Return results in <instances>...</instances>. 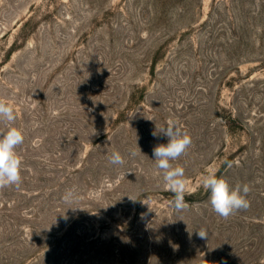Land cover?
I'll list each match as a JSON object with an SVG mask.
<instances>
[{
	"label": "rangeland",
	"instance_id": "rangeland-1",
	"mask_svg": "<svg viewBox=\"0 0 264 264\" xmlns=\"http://www.w3.org/2000/svg\"><path fill=\"white\" fill-rule=\"evenodd\" d=\"M0 100L24 135L0 264H264V0H0ZM169 120L192 139L181 213L152 154ZM209 168L249 209L212 210Z\"/></svg>",
	"mask_w": 264,
	"mask_h": 264
},
{
	"label": "clouds",
	"instance_id": "clouds-1",
	"mask_svg": "<svg viewBox=\"0 0 264 264\" xmlns=\"http://www.w3.org/2000/svg\"><path fill=\"white\" fill-rule=\"evenodd\" d=\"M15 119L13 107L0 100V122L13 124ZM152 135L156 138L160 136L167 138L166 144L161 143L153 147V160L156 168L163 173L166 189L174 195V199L171 201L172 206L177 213H181L188 208V204L185 202L187 181L184 168L173 165L172 161L178 160L185 154L192 144V139L173 120L167 121L165 126L159 128L156 126ZM23 142V132L17 127H9L6 132L0 133V189L12 186L19 189L22 184V158L16 149ZM131 155L135 156L136 152L133 151ZM109 163L123 165L125 160L120 152L114 151L109 157ZM200 184L210 194L209 202L212 210L224 219L250 207V200L247 198L250 192L249 185L238 183L233 187L224 177L217 176L214 168H209L207 173L201 176ZM129 199L134 202L137 200L133 197H129ZM63 200L65 203L71 204L78 200V197L74 190L69 189L65 192ZM149 211H152L150 206ZM141 216L143 218L144 214ZM196 234L201 239L208 237V232L204 228L197 230Z\"/></svg>",
	"mask_w": 264,
	"mask_h": 264
}]
</instances>
